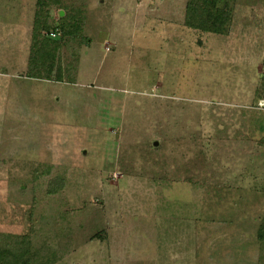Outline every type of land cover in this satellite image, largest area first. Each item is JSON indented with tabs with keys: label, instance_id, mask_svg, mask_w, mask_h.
Returning a JSON list of instances; mask_svg holds the SVG:
<instances>
[{
	"label": "rangeland",
	"instance_id": "1",
	"mask_svg": "<svg viewBox=\"0 0 264 264\" xmlns=\"http://www.w3.org/2000/svg\"><path fill=\"white\" fill-rule=\"evenodd\" d=\"M188 1L59 0L36 35L0 0V234L31 264H264V0H218L225 35Z\"/></svg>",
	"mask_w": 264,
	"mask_h": 264
},
{
	"label": "trees",
	"instance_id": "2",
	"mask_svg": "<svg viewBox=\"0 0 264 264\" xmlns=\"http://www.w3.org/2000/svg\"><path fill=\"white\" fill-rule=\"evenodd\" d=\"M59 3V0H38V12L36 14V22L34 25V32H39L41 26V11L45 10L47 5H56ZM218 0H189L187 4V16H186V26L190 29L202 31L205 33H212L217 35H225V22L224 12L217 9ZM61 17L69 19L70 21H75L70 25V21L67 23L69 27H77L78 16L73 15L67 16L66 10H61ZM51 15V12H50ZM67 21V20H66ZM66 28V25H65ZM60 31L59 28H54L47 32L46 40L43 41L40 49L38 48L37 52L34 53L32 59L30 60L31 64L29 69L34 71L35 66L41 62L51 58L53 52H51L50 46L52 43L58 42L59 38H52L51 33ZM62 36V32H61ZM35 54H38L39 58ZM33 75V74H32ZM32 75L30 77H32ZM35 77V76H33ZM39 78V77H38ZM56 79L59 82H62V71L58 69L56 74ZM49 81V79H47ZM64 188V182L57 180L53 183L52 188L48 190L49 194H57ZM261 233L258 234V238L264 240V224L260 227ZM29 251V239L25 236H15V235H5L0 234V264H31Z\"/></svg>",
	"mask_w": 264,
	"mask_h": 264
},
{
	"label": "built area",
	"instance_id": "3",
	"mask_svg": "<svg viewBox=\"0 0 264 264\" xmlns=\"http://www.w3.org/2000/svg\"><path fill=\"white\" fill-rule=\"evenodd\" d=\"M52 38H59L61 36L60 31H56L50 34Z\"/></svg>",
	"mask_w": 264,
	"mask_h": 264
}]
</instances>
